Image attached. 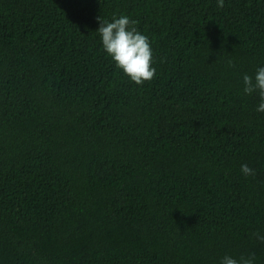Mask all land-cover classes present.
Instances as JSON below:
<instances>
[{
  "label": "trees",
  "instance_id": "1",
  "mask_svg": "<svg viewBox=\"0 0 264 264\" xmlns=\"http://www.w3.org/2000/svg\"><path fill=\"white\" fill-rule=\"evenodd\" d=\"M121 15L142 85L97 30ZM260 66L264 0H0V264H264Z\"/></svg>",
  "mask_w": 264,
  "mask_h": 264
},
{
  "label": "clouds",
  "instance_id": "2",
  "mask_svg": "<svg viewBox=\"0 0 264 264\" xmlns=\"http://www.w3.org/2000/svg\"><path fill=\"white\" fill-rule=\"evenodd\" d=\"M217 7H224V0H217ZM99 22L98 32L101 38L104 51L112 58L115 66L123 71L129 79L137 85L145 81H152L156 75L153 64V50L149 37L138 31L137 21L130 19L127 15L113 17L111 22ZM229 67H234L229 61ZM243 91L247 95L257 93L260 103L256 111L264 112V66L256 69L255 75L243 76ZM241 171L246 175H254V170L247 164L241 165ZM256 238L264 242V235L255 233ZM220 264H255V254L240 256L239 259L225 255L221 258Z\"/></svg>",
  "mask_w": 264,
  "mask_h": 264
}]
</instances>
